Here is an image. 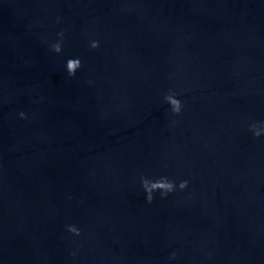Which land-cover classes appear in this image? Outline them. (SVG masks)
Returning a JSON list of instances; mask_svg holds the SVG:
<instances>
[{
	"label": "water",
	"instance_id": "obj_1",
	"mask_svg": "<svg viewBox=\"0 0 264 264\" xmlns=\"http://www.w3.org/2000/svg\"><path fill=\"white\" fill-rule=\"evenodd\" d=\"M253 124L264 129V0H222L119 121L32 264H264ZM162 176L176 191L148 203L141 177Z\"/></svg>",
	"mask_w": 264,
	"mask_h": 264
},
{
	"label": "clouds",
	"instance_id": "obj_2",
	"mask_svg": "<svg viewBox=\"0 0 264 264\" xmlns=\"http://www.w3.org/2000/svg\"><path fill=\"white\" fill-rule=\"evenodd\" d=\"M59 36L61 38V42L54 43L51 47L52 50L55 51L56 53H60L62 49V41L64 37V33L61 32L59 33ZM92 48H98L99 47V41H92L91 45ZM82 67V61L79 58H71L67 61L66 63V69L71 76H75L77 70ZM177 94L175 93H169L166 97L165 100L167 103L170 104L171 109L173 113L175 114H180L183 108L182 102L176 98ZM22 118H26L24 113L20 114ZM250 130L254 133L256 137H259L264 133V129L260 128L257 124H253L250 126ZM142 180V186L146 191V199L148 203H151L154 199V193L157 191H160L162 196L166 197L169 193H173L176 191L177 185L176 182L172 179H169L166 176H162L159 179L153 181L149 180L146 177H141ZM188 187V181L183 180L179 183V189L184 190ZM68 230L75 234V235H80V229H78L74 225L68 226ZM176 253H172V259L176 258Z\"/></svg>",
	"mask_w": 264,
	"mask_h": 264
}]
</instances>
